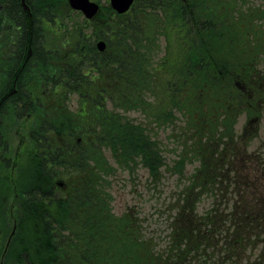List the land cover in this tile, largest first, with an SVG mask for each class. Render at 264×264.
Listing matches in <instances>:
<instances>
[{
	"label": "trees",
	"instance_id": "trees-1",
	"mask_svg": "<svg viewBox=\"0 0 264 264\" xmlns=\"http://www.w3.org/2000/svg\"><path fill=\"white\" fill-rule=\"evenodd\" d=\"M26 2L35 23L33 55L20 92L0 111V264H189L192 251L208 250L204 241L218 227L189 221L193 206L186 202L182 223L171 226L168 254H158L141 222L113 212L106 177L116 166L130 174L144 169L150 182H161L168 168L164 148L147 126L158 125L182 134L202 182H215L207 169L231 150L220 149L221 139L233 141L238 109L253 112L254 96L264 93L253 86L264 47L249 38L257 32L252 11L232 14L234 0L141 1L117 17L109 32L115 45L99 53L94 39L107 33L73 17L66 0ZM0 5L1 95L26 34L20 0ZM74 93L80 107L72 111L67 104ZM129 112L142 113L145 123ZM28 115L31 149L16 178L8 140ZM191 160H179L175 173ZM59 179L68 183L65 196L53 189ZM13 200L16 211L5 209Z\"/></svg>",
	"mask_w": 264,
	"mask_h": 264
},
{
	"label": "rangeland",
	"instance_id": "rangeland-1",
	"mask_svg": "<svg viewBox=\"0 0 264 264\" xmlns=\"http://www.w3.org/2000/svg\"><path fill=\"white\" fill-rule=\"evenodd\" d=\"M229 1L231 0H226V3L229 4ZM234 1L236 8L233 7L234 9L231 10L232 14L252 11L251 24L257 32L250 33L249 38L252 42L256 41L253 45L260 43L264 47V0ZM101 3L108 5L109 0H101ZM258 51L257 56L262 63L256 67V70L259 72L258 76L263 77L255 80L254 87H257V83L264 84V48ZM259 88L264 89V86L257 89ZM76 96L69 101L71 109L77 105ZM262 96L258 117L253 120L254 118H246L242 115L238 125H235L234 142L225 140L220 145L221 149L224 144H228L232 149L230 153L235 157V162L232 158L233 168L226 167L228 162H225L226 165L223 163L210 165L207 172L209 171L210 179H215L214 183L202 182L200 165L195 158L191 160L192 152L178 148V138L169 137V134L163 135V129L160 128L155 138L162 144L168 161L163 180L159 183L158 181L150 183L144 169H138L134 174L123 171L114 172L110 177L113 211L121 214L128 210H138L142 218L143 230L147 236L154 237L152 241L156 243V251L167 255L164 250L169 246L171 226L178 221L184 203L188 202L194 209L193 216L191 214L187 219L199 220L204 225V229H212V226L208 225L209 220L206 219L207 213L213 211V213L225 215L222 231L217 232L219 233L216 236L218 241L212 242V246L218 250V253L214 251L216 253L214 255L212 249L206 250V261L195 254L192 256V264H218L219 262H214L216 258H219L222 264H258L260 262L264 264V225L261 228L264 224V94ZM130 117L135 118L137 122L141 121L143 114L131 113ZM30 125L31 121H28L23 128L14 129L11 135V157L16 163L21 161L19 158H22L26 150L30 148L26 145L29 141L27 134ZM167 132L171 133L172 130ZM188 132L189 130L186 131V138L189 140ZM180 151L182 158L191 160L186 163L185 170L181 174L175 173ZM173 165L175 168L171 170ZM234 169L237 171L235 172ZM12 203L14 200L4 205V208L16 211ZM250 213L252 217L249 216ZM237 239L243 244H236L234 241ZM222 246L227 249L222 250ZM224 258L227 260L223 261Z\"/></svg>",
	"mask_w": 264,
	"mask_h": 264
},
{
	"label": "water",
	"instance_id": "water-1",
	"mask_svg": "<svg viewBox=\"0 0 264 264\" xmlns=\"http://www.w3.org/2000/svg\"><path fill=\"white\" fill-rule=\"evenodd\" d=\"M133 0H112V5L115 9H117L119 12L126 11L129 6L131 5ZM71 6L74 9L82 10L87 18H92L95 13L98 11V7L96 4L90 3L89 0H70ZM23 6L28 18V25H29V33L31 30V14L28 9V7L24 4ZM28 52L26 55V59L30 56V34H29V43H28Z\"/></svg>",
	"mask_w": 264,
	"mask_h": 264
}]
</instances>
